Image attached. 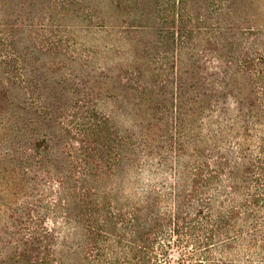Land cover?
Masks as SVG:
<instances>
[{
  "label": "trees",
  "instance_id": "16d2710c",
  "mask_svg": "<svg viewBox=\"0 0 264 264\" xmlns=\"http://www.w3.org/2000/svg\"><path fill=\"white\" fill-rule=\"evenodd\" d=\"M0 264H264V0H0Z\"/></svg>",
  "mask_w": 264,
  "mask_h": 264
},
{
  "label": "rangeland",
  "instance_id": "374dc122",
  "mask_svg": "<svg viewBox=\"0 0 264 264\" xmlns=\"http://www.w3.org/2000/svg\"><path fill=\"white\" fill-rule=\"evenodd\" d=\"M105 106H106V107H104L105 108V111H108V110H110V109L113 108V104L110 105V104H107L106 103Z\"/></svg>",
  "mask_w": 264,
  "mask_h": 264
}]
</instances>
